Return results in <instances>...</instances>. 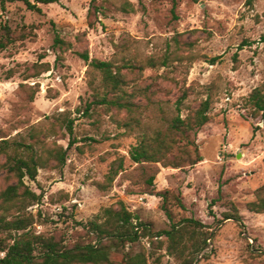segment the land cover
<instances>
[{
  "label": "rangeland",
  "instance_id": "rangeland-1",
  "mask_svg": "<svg viewBox=\"0 0 264 264\" xmlns=\"http://www.w3.org/2000/svg\"><path fill=\"white\" fill-rule=\"evenodd\" d=\"M30 1L42 12L22 0L0 4V30L9 26L17 39L0 51V143H35L36 132L45 147L67 150V162L26 178L21 193L38 198L20 196L10 217L30 218L33 235L71 246L94 241L84 225L124 205L151 236L119 258L144 253L148 264H178L167 239L152 236L194 219L212 235L195 264H264V214L247 207L264 186V120L248 103L264 90V0H97L92 16V0ZM82 53L120 68L132 111L100 106L85 115L93 96ZM185 94L182 118L211 101V121L190 134L203 162L181 169L133 162L143 137L169 131ZM172 156L183 157L177 149ZM4 163L0 156V193L17 184ZM113 169L119 174L110 184ZM166 191L173 220L159 196ZM180 195L185 209L174 199ZM234 207L243 226L225 220Z\"/></svg>",
  "mask_w": 264,
  "mask_h": 264
},
{
  "label": "trees",
  "instance_id": "trees-1",
  "mask_svg": "<svg viewBox=\"0 0 264 264\" xmlns=\"http://www.w3.org/2000/svg\"><path fill=\"white\" fill-rule=\"evenodd\" d=\"M16 0H0L1 6ZM31 11L42 12V9L30 0H22ZM59 0H39L38 3L50 5ZM97 0H92L90 16L99 11L96 6ZM61 44L63 41L58 39ZM57 40V41H58ZM17 39L14 32L7 25L0 30V51L6 50L15 44ZM81 57L89 64L90 82L93 101L87 102L84 113L91 116L92 112L100 106L117 108L119 110L132 111L129 103L123 99L125 93L122 88L125 85L124 76L111 62L91 60L88 53H82ZM215 64L216 59L211 61ZM153 65L155 63L153 62ZM13 73V72H12ZM10 73V74H12ZM100 80H98V76ZM11 78V75L10 77ZM119 92L122 95L116 96ZM114 95L113 98L111 96ZM187 94L178 102L179 115L170 123L167 133L159 132L153 137H143L140 143L131 150V158L137 164L163 163L165 168L181 169L186 161L190 166H196L203 162V157L195 142L190 140L191 133H197L211 121V101H204L194 114L186 118L180 115V106L186 100ZM254 116L264 120V90L256 89L249 97ZM70 137L74 136V123L67 120L65 123ZM259 127H256L258 130ZM31 140L2 141L0 143V156L5 158L1 166L8 176L14 178L17 184L9 186L0 193V264H148L147 256L139 253L134 256L119 258V250L127 245H133L143 238L151 236L148 226L139 221L124 205L117 210L108 208L98 220L84 225L85 229L95 236L90 243L77 242L74 245H65L55 238L33 235L28 229L31 227V219L27 217H10V212L15 206L16 200L23 197H31L37 200V196L24 187V180L29 178L34 181L39 175V170L46 168L51 162L56 163V168H63L67 162V150L61 147L48 148L40 141L39 134H30ZM177 137L179 139H177ZM74 144V139L70 146ZM181 152V158L173 157L174 150ZM122 168V165L119 167ZM119 170L113 169L109 175L112 184L118 176ZM171 194L169 191L159 194L165 204V212L170 220L173 214L168 208ZM257 200L248 204V210L255 214H264V186L256 191ZM177 205L185 209L181 195L174 197ZM214 203L211 204L212 207ZM233 213H227L225 220H232L243 226V218L234 207ZM212 212V211H211ZM206 227L194 219H184L178 224H173L172 229L163 231L152 236L155 238L165 237L168 242L167 250L175 257L178 264H195L197 258L208 248V241L212 235L204 231Z\"/></svg>",
  "mask_w": 264,
  "mask_h": 264
}]
</instances>
